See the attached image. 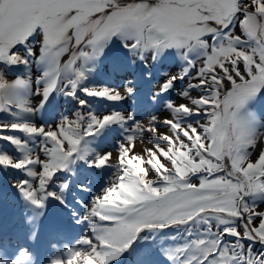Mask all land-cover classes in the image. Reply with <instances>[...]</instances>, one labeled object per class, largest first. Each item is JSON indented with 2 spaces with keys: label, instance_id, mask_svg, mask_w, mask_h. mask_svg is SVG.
<instances>
[{
  "label": "snow or ice",
  "instance_id": "snow-or-ice-1",
  "mask_svg": "<svg viewBox=\"0 0 264 264\" xmlns=\"http://www.w3.org/2000/svg\"><path fill=\"white\" fill-rule=\"evenodd\" d=\"M117 34L130 38L124 47L139 50L141 60H145L143 52L148 49L189 50L193 45L211 48L203 61H189L180 73L168 74L159 88V93L167 91L195 69L191 80L196 83L190 82L189 87L200 88L204 94L183 92L184 101L167 102L171 118L164 119L163 124L175 133L176 139L167 138L170 145H178L179 151L194 154L197 161L205 160L207 165L191 174L181 169L183 178L175 176L174 180L163 182L151 179V184L146 185L128 161L133 158L130 150L136 139L157 130L158 116L148 118L153 127L136 122L131 129L134 134L118 150L114 182L93 199L82 217L90 223L91 235H85L78 243L88 249H68L66 264H113L143 230L185 224L197 217H204L206 223L214 218L223 228L219 232L210 230L208 238L176 249L179 264H264V204L255 202L256 197H264V150L256 155L249 152L264 140V133L253 132L259 123L254 112L249 109L240 115L242 109L264 100V0H0V64H27L28 57L39 59L40 54L48 52L59 57L69 52L71 42L75 47L65 67L74 72V78L66 83L64 94L74 99L78 89L110 101L123 100L135 91L132 86L80 87L86 75L76 65L90 57L85 46L95 51L97 45ZM221 34L224 43L213 46L212 41ZM33 41L38 43V49L32 46ZM155 58L154 52L152 59ZM110 67L115 72L123 70L118 62ZM47 76L49 73L45 72L37 81ZM20 85L19 79L12 83L0 80V111L11 103L12 90ZM56 85L53 76L46 87L37 89V96L42 97L38 107L44 105ZM84 103L79 100L80 105ZM193 113L203 114L204 123H181L184 116ZM89 115L86 126H82L85 114L80 111L73 117L63 116L47 129L27 123L0 125L40 134L49 141L42 149L44 156L13 161L0 155V165L27 169V176L35 179V186L27 180L16 185L35 208L44 209L48 198L65 203L48 186L57 172L74 162V157L82 159L87 155L81 143L84 136L133 119L131 113L117 111L102 117ZM0 138L21 143L14 137ZM154 147L164 152L159 140L154 139ZM113 155L100 154L90 165H108ZM36 165L40 167L33 170ZM153 172L156 177L158 173L155 169ZM148 174L144 168L142 176ZM257 244L259 247L254 246ZM27 259L28 253L21 250L14 262L0 264H24ZM52 264L64 261L55 259Z\"/></svg>",
  "mask_w": 264,
  "mask_h": 264
},
{
  "label": "rangeland",
  "instance_id": "rangeland-1",
  "mask_svg": "<svg viewBox=\"0 0 264 264\" xmlns=\"http://www.w3.org/2000/svg\"><path fill=\"white\" fill-rule=\"evenodd\" d=\"M128 42H130L129 37L117 34L111 37L110 40L103 41L97 45L95 51H92L89 46H85V50L90 52V57L87 60L78 61L76 65V67L81 68L86 75V79L83 80L80 85L81 88L99 89L107 87L111 89H121L125 86H132L135 91L133 94L126 96L120 101H110L102 97L88 96L84 92L79 91V89L77 90L76 99L70 97L73 99L72 103H74L75 108L79 107V100L86 101L87 103L85 102L84 106L89 110L88 113L97 117H102L113 111L121 112L125 115L131 113L133 116L132 120H126L121 124L106 126L104 129H101L91 136H84L82 139V146L87 149V155L82 159L74 157V162L70 163L66 170L57 172L52 181H50L48 186L49 190L57 192L59 195L60 191L57 190V188L59 185L64 186L66 193L65 197H67V201L65 202L66 208L70 215L68 216L71 218L73 217L75 208L77 209L82 206L84 209H87L88 207L86 204L89 202H86V199L90 198L93 201L95 197L101 196L105 189L114 182L118 172L116 165L118 164L117 156L120 145L122 143L126 144L127 137L134 134L131 129L136 122L141 121L145 127H153L152 122L148 120L150 116H158V122L156 123L157 130L154 133L145 132L143 138L138 137L136 139L134 142L135 147L130 150V155H133V158L128 161L130 168L136 170L135 174L141 177L146 185L151 184V179H157L161 182L164 180L172 181L175 179V176H181V169L191 174L197 169L204 168L207 165V161L205 160L197 161L194 154L179 151L178 145H170L167 142V138L171 137L172 139H176L175 133L173 129L163 124L164 119L171 118V113H169L170 110L166 107L167 102L179 103L184 101L185 97L181 95L183 92H187L189 95L204 94L203 90L200 88L189 87L190 82L196 83V81L191 80V76L194 75L195 69H190L185 79L177 80L167 91L159 93V88L168 74L180 73L182 69L188 67L189 61L197 63L203 61L206 55L210 54L211 48H201L199 45H193L189 50L176 49L175 47L167 49H148L143 52L145 60L150 61L146 63L145 60L139 59L141 54L139 50H130L124 47V44ZM223 43V34L217 36L216 39L212 41L213 46ZM32 46L36 49L39 48L36 41H33ZM68 47L69 52L63 53L59 57H56L54 52L42 53L39 59L34 57L36 64H38V66H36V71L39 74L49 72L50 75L48 78L46 77L48 83L50 79L55 76L56 79L58 78L57 82H59L60 86L65 87L66 83L74 78V72L65 67V61L75 46L70 42ZM154 52L156 53V58L152 59ZM114 62H118L123 70L120 72L113 71L110 65ZM15 65L9 66L14 69L16 68ZM21 65L22 64L19 66L20 69L22 67ZM20 69L14 70H18L19 72ZM129 82H131L130 85ZM154 96L155 99H153ZM12 102L6 106L7 110L4 109L0 111V121L5 124L7 123L4 120L5 118L14 119L16 116L14 112H21V108L17 105V102H15V100ZM69 103L68 100L65 101L64 98H60L59 109L67 107ZM77 109L82 111L80 108H76V110ZM249 109L256 114L259 120L258 124L262 122L263 126L264 100H258L250 104L245 109L241 110L240 115L243 116ZM75 112L70 111L68 115L73 116ZM166 113H168L167 116L164 115ZM204 118L203 114L198 115L193 113L190 116H184L181 123L184 125L192 124L196 126L197 121H201ZM89 122L90 116L85 117L82 126H86ZM201 122L204 123V121ZM42 124H44V121L41 122V125ZM258 124L253 127V132L255 134L259 133ZM198 130L202 131V129ZM10 131L19 130L12 129ZM11 135L18 137V133L17 135L11 133ZM154 139L160 141V147L164 149V152L157 151L154 147ZM35 140L36 138H34V141ZM196 140H199V137H197ZM6 141L7 140L0 138V155H7L13 161L21 160L19 152H23L20 148H16L15 144L11 141L12 144ZM35 142L40 141L36 140ZM193 143L195 144L196 141L194 140ZM44 144L47 145L49 142ZM12 145L14 148L18 149L19 152L16 151V154H14L15 150ZM30 148L31 146H29V149ZM260 150H264V144L258 149L250 148L249 152L256 155ZM106 152L114 153L108 165L103 167L90 165V161H93L98 155ZM30 153V158L45 155L43 151L36 152L31 150ZM141 157L142 160L138 159ZM141 165H143V167ZM32 167L33 170H35L40 166L36 165ZM144 168H147L149 173L148 176H142ZM153 169L158 173L156 177ZM24 170L25 169L15 170L14 168L0 165V221L5 222L10 215L17 213L15 216V218L18 219L17 228L20 229L19 226L22 224L28 232V235L24 232L21 237V232L17 233L15 229L14 236L16 240L22 244L21 241L24 238V240L28 238L35 240V238L31 236L32 234H37L39 224L45 219L50 231H55L53 233V239L49 241L52 246L49 247L52 248L53 245L55 246L57 243L62 244L63 242L64 244H69L72 240L64 235V227L62 224L63 222L67 223V221L71 222L69 221L71 218L67 219V221L63 218L66 214H62V211L63 213H67L63 208L60 209L61 212L56 210V204L59 201L48 198L46 206L42 211L32 206L22 197L16 185L22 180H27L33 183V185L35 182L34 178L27 176V170ZM181 178L183 177L181 176ZM111 180L112 182H110ZM193 180L198 183L195 177H193ZM255 202L264 204V197H256ZM87 224L85 225L86 235H91L90 223L88 222ZM170 226L162 229H145L138 235L132 247L122 254L117 261H114L113 264H179V261L176 259V249L185 244H190L193 240L208 238L210 230L214 229L219 232L223 228L214 218H209L206 223L204 217H197L185 224ZM236 226L239 227L238 224ZM18 236L21 237V241L18 239ZM254 246L259 247L258 244ZM87 249L88 246L84 245L81 250ZM21 250L23 249H20V251ZM47 253L50 255L49 252ZM61 253H58L57 259L64 261V264H66L68 252L66 251L67 254ZM125 255H127V257H125ZM39 263L38 261L36 264ZM41 264H43L42 261Z\"/></svg>",
  "mask_w": 264,
  "mask_h": 264
},
{
  "label": "bare ground",
  "instance_id": "bare-ground-1",
  "mask_svg": "<svg viewBox=\"0 0 264 264\" xmlns=\"http://www.w3.org/2000/svg\"><path fill=\"white\" fill-rule=\"evenodd\" d=\"M28 61L29 63H27L26 66L25 64L21 65L22 67L19 72L18 70L16 71L12 69L9 65H6V64L0 65V69H2V71H0V80H6L9 83L15 82L18 79L21 81V85L12 90V95L10 97L11 102L13 100L17 102V105L21 108L20 110L21 112L20 113L14 112V114L16 115L14 119L5 118L4 120L7 123L5 124L0 121V125L10 126L11 124L27 123L31 126H37V127L43 126L47 129L48 126L55 125L57 122H59L63 116L73 117V116L68 115L70 111L72 112L80 111L82 114H85V117L90 116L89 115L90 113H88L89 110L84 105L79 104V107H76V108L82 109V111L79 109L76 110V108L74 107V103H72L73 99L64 94L67 91V89H65V87L63 86H60L59 82H57L56 89L51 93V95L49 96L48 100L44 103V105L42 107H38L39 100L42 97L37 96L36 94L37 89L42 90L44 87L47 86L48 82L46 80V77L37 81V77H41L43 73L39 74L36 71L37 69L36 66H38V64H36L34 57H28ZM60 98L62 99L64 98L65 101L68 100L70 102L67 105V107L65 108L63 107L59 109V99ZM29 108H35L36 111L30 112L27 110ZM42 121H44V124L41 125ZM258 125H259V133L257 135L264 133V125L262 126V122H260V124ZM10 130H12L10 127L0 128V137H14L15 139L21 142L20 144H15V146L16 148L19 147L23 153H20L18 149L14 148V146L12 145L13 149L15 150L14 154H16V151H18L19 155H21V158H20L21 160L30 158L31 156L29 155H31L30 153L31 150H34L36 152L42 151V148H44L45 146L44 143L49 142L45 137H43L40 134H27V133H23L22 131L20 132V131H10ZM11 133L16 134V135L18 133V137L15 135H11ZM34 138H36V140H39L40 142H35L36 140L34 141ZM4 140H7V139H4ZM6 142H10V140H7ZM263 144H264V140H261L260 142L257 143L255 149H258ZM29 146H31L30 149H29ZM112 180L110 182H112ZM34 185H36V181L34 182ZM57 190L60 191V196L66 202L67 197H65L66 193H65L64 186L59 185ZM86 202H89L88 204H86L87 207L89 208L91 206L92 199L87 198ZM45 206H46V202H45ZM61 208H63L67 212V213H63L62 211V214H66V216L63 218L66 219L67 221V219H70L71 217H69L70 215L66 208V203L62 204L59 201L56 204V210L60 211ZM41 210L43 211L44 209H41ZM86 210L87 209H84L82 206L77 209L75 208V210L73 211L75 215L73 214V217L71 218V220H69L71 222L67 221V223L63 222L62 224L64 227L63 228L64 235L68 237L70 240H72L73 242L71 241L69 244H64V242L62 244L57 243L55 246L53 245L52 248L49 247V246H52L50 245L49 241L50 239H53V233L55 231L54 230L50 231V228H48L45 219L39 224L37 234L35 235L32 234L31 236V237H34L35 240L29 239L28 238L29 236H28L27 240H24L25 239L24 238L21 241V237L24 234V232H26L27 235H28V232L26 228L22 226V224H20L19 226L20 229L17 228L18 219L15 218L17 213L10 215V217L7 220H5V222L2 221L3 227L0 229V237L2 238H4L5 236L7 237H6V240L0 239V248L6 247L11 243L10 245L17 247L18 249H14L12 256H8L4 251L0 249V262H3V261L14 262L19 257L20 249L25 250L26 248H28L25 250L28 253V259L24 261V264H36L38 261L40 262L39 264H41V261L43 264H52V261L57 259V256L59 255L58 253L62 252L61 254H67L66 251L68 252V249L70 248L73 250H81L84 245L78 243V241L81 240V238L86 235L85 225L88 223V221L82 219V217L86 213ZM78 220L80 221L79 223L77 222ZM15 229L17 233L21 232V237L18 236V239L21 241L22 244H20V242L17 241L14 236ZM47 252H49L50 255ZM127 255H125V257H127Z\"/></svg>",
  "mask_w": 264,
  "mask_h": 264
},
{
  "label": "flooded vegetation",
  "instance_id": "flooded-vegetation-1",
  "mask_svg": "<svg viewBox=\"0 0 264 264\" xmlns=\"http://www.w3.org/2000/svg\"><path fill=\"white\" fill-rule=\"evenodd\" d=\"M19 66H20V64H18V65H15V67H16V68H14L13 66H12V67H13L14 69H20V67H19Z\"/></svg>",
  "mask_w": 264,
  "mask_h": 264
}]
</instances>
